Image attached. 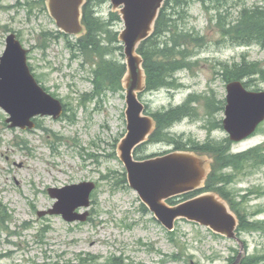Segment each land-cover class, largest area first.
Returning <instances> with one entry per match:
<instances>
[{"label":"rangeland","instance_id":"374dc122","mask_svg":"<svg viewBox=\"0 0 264 264\" xmlns=\"http://www.w3.org/2000/svg\"><path fill=\"white\" fill-rule=\"evenodd\" d=\"M91 7L107 23L99 32L104 58L124 64L123 44L113 40L122 20L112 16L109 0H93ZM174 9H179L172 15L174 31L189 34L171 59L183 66L166 74L172 85L147 90L141 100L155 116L181 106L186 113L181 109V119L137 147L134 156L170 151L180 136L182 148L205 143L222 151L211 187L254 224L239 231L242 258L262 257L258 264H264V162L245 157L236 166L229 163L231 155L250 150L264 158V121L238 142H231L222 126L230 81L225 70L244 61L264 68V43L239 42L224 28L237 25L247 11L264 10V0H188ZM11 33L27 49L37 82L64 111L56 119L38 116L34 128L23 130L8 127L0 107V264H230L240 251L237 241L187 220L167 231L128 185L116 153L126 132L125 90L110 68L102 67L99 53L85 52L83 41L61 33L44 0H0V56ZM167 37L168 32L158 37L160 47ZM97 76L113 80L94 83ZM242 80L250 90H264L260 75ZM81 181L96 184L90 205L76 209L87 212L84 221L37 214L56 201L49 187Z\"/></svg>","mask_w":264,"mask_h":264},{"label":"water","instance_id":"95a60500","mask_svg":"<svg viewBox=\"0 0 264 264\" xmlns=\"http://www.w3.org/2000/svg\"><path fill=\"white\" fill-rule=\"evenodd\" d=\"M164 1L110 0L112 11L120 16L124 25L117 39L123 43L125 58V71L120 81L125 90L126 133L117 144V155L125 166L128 185L136 190L141 201L167 230H173L175 222L184 219L235 239L240 251L231 264H238L244 252V243L236 231L239 219L224 198L215 191H207L176 204L166 201L172 196L203 188L214 157L192 150H174L142 160L133 157L134 149L147 141L156 127L155 119L145 113V105L139 98L146 89L147 76L138 49L154 31ZM85 3L86 0H45L58 30L77 38L87 32L82 21ZM26 54L27 50L15 34H9L0 56V106L9 114L8 126L22 129L33 128L32 118L37 115L57 118L63 112L62 103L34 78ZM226 91L223 128L231 140L239 141L253 133L264 120V90L251 91L240 80H233L227 83ZM94 188L92 181L49 187L48 193L56 201L51 208L37 214H60L68 222L84 221L87 212L80 213L76 209L90 205Z\"/></svg>","mask_w":264,"mask_h":264},{"label":"trees","instance_id":"16d2710c","mask_svg":"<svg viewBox=\"0 0 264 264\" xmlns=\"http://www.w3.org/2000/svg\"><path fill=\"white\" fill-rule=\"evenodd\" d=\"M107 0H98V3L106 2ZM188 0H165L159 16L155 22L154 31L146 40H144L140 47L139 52L143 56V67L145 69L147 80H146V90L156 89L162 86L172 85V81H165L168 75L176 70L177 68L182 67V63L180 61L171 60L173 59V55L180 53L182 51H178L177 49L181 47L184 42L182 39L189 37V34H181L177 33L175 30V25L173 23L172 15L178 14L179 9H174L177 6L184 5ZM92 2L93 0H87L83 7V21L87 27V34L78 39L83 41L82 49L85 52H94L99 53L101 57L102 67L104 69L110 68L111 76L115 77L116 82L120 83V77L122 76L125 65H117L112 63V61L106 60L104 55L106 53V47L101 43V37L99 36V32L104 30V27L107 26V23L102 22L98 17H95L92 10ZM112 16L119 20V16L116 13H113ZM109 25V21H108ZM106 31V30H105ZM168 32V37L163 42V46L160 47L158 42V37L162 36ZM224 33L227 35H231L237 39L239 42H250L258 39V41H262L264 43V10H251L247 11L244 16L240 19L239 23L235 26L224 28ZM116 34H114L113 40L116 41ZM195 41L198 38L194 39ZM104 49V51H103ZM155 57V60H153ZM166 60H169L166 62ZM100 73V72H99ZM101 74V73H100ZM106 76V72H104ZM167 74V77H165ZM260 75L264 79V68H261L257 62H242L239 64H235L232 69L225 70V75L227 80H238L244 79L250 75ZM108 76L106 78H99L97 76L94 83H98L101 81H112L113 78ZM103 79V80H102ZM97 90H99V86L96 85ZM184 106L180 108L172 109L163 114H159L155 116L157 121V127L155 131L152 133L150 140H153L156 135L161 131L165 130V128L171 126L174 122L180 120L181 116L184 115ZM202 150H213L212 148H203ZM216 161L213 166L212 173L208 176L206 186H211L213 176L215 174V169L218 164L222 163L221 156L222 154L218 153V150L215 151ZM245 157H249L255 159L257 162H264V158L262 159V155L254 150H250L248 152L242 154H236L230 156V164L236 166L242 159ZM233 159V160H232ZM232 161V162H231ZM232 209L237 213L235 207L231 204ZM6 213V212H5ZM239 217V225L237 231L239 232L242 229H251L253 228V223L249 222L242 218L241 215L237 213ZM3 217V216H2ZM1 218V217H0ZM262 257H243L239 264H258ZM114 264H118L114 262Z\"/></svg>","mask_w":264,"mask_h":264},{"label":"flooded vegetation","instance_id":"af4514ba","mask_svg":"<svg viewBox=\"0 0 264 264\" xmlns=\"http://www.w3.org/2000/svg\"><path fill=\"white\" fill-rule=\"evenodd\" d=\"M205 143H201V146H199V149H203V148H205V147H207V145H204ZM204 145V146H203ZM179 149L181 150V136H180V142H179ZM225 148V147H224ZM218 152L220 153V154H222V151H220V150H218ZM175 201H181V196H179V197H177V198H175L174 199Z\"/></svg>","mask_w":264,"mask_h":264}]
</instances>
